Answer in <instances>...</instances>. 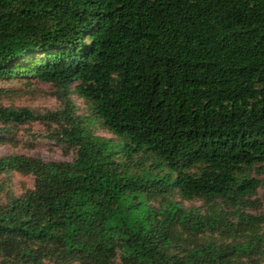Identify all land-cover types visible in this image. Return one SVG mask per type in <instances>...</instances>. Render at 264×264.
Masks as SVG:
<instances>
[{"label": "trees", "instance_id": "16d2710c", "mask_svg": "<svg viewBox=\"0 0 264 264\" xmlns=\"http://www.w3.org/2000/svg\"><path fill=\"white\" fill-rule=\"evenodd\" d=\"M16 78L63 107H0V124L55 125L75 157H0L34 179L21 196L0 179V264H264V216L241 210L264 185V0H0ZM74 84L118 141L87 129Z\"/></svg>", "mask_w": 264, "mask_h": 264}, {"label": "rangeland", "instance_id": "374dc122", "mask_svg": "<svg viewBox=\"0 0 264 264\" xmlns=\"http://www.w3.org/2000/svg\"><path fill=\"white\" fill-rule=\"evenodd\" d=\"M63 92L51 83H44L34 78H16L0 80V107L27 108L34 113H46L57 111L63 107ZM67 97L74 106L75 113L86 119V127L94 137L108 139L114 143L118 141L111 133L105 130L99 120L91 111L90 104L75 92V84L68 88ZM56 130L55 125L43 123H29L25 125H1L0 124V157L10 155H22L39 158L44 162H72L75 157V149L59 145L46 136ZM149 165V162L146 163ZM253 178L262 180L264 174L255 167L249 172ZM5 178V179H4ZM0 176L7 182L6 188L15 196H21L25 191L33 187V177L12 173L6 177ZM5 203V194L1 196ZM257 201V206L242 208L244 213L264 216V185H261L251 198ZM178 200L179 197H178ZM185 208H198L206 212L207 207L199 199L182 201ZM228 219L235 222L236 216L230 208L224 207ZM264 231V226L259 227ZM44 264H53L45 262Z\"/></svg>", "mask_w": 264, "mask_h": 264}]
</instances>
